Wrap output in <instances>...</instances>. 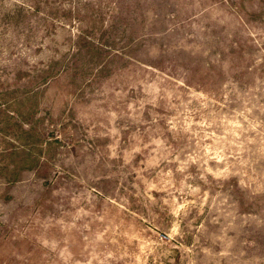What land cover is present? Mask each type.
Wrapping results in <instances>:
<instances>
[{
    "label": "rangeland",
    "instance_id": "rangeland-1",
    "mask_svg": "<svg viewBox=\"0 0 264 264\" xmlns=\"http://www.w3.org/2000/svg\"><path fill=\"white\" fill-rule=\"evenodd\" d=\"M0 264H264V0H0Z\"/></svg>",
    "mask_w": 264,
    "mask_h": 264
}]
</instances>
